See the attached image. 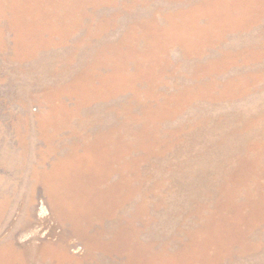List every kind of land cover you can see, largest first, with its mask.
<instances>
[{
  "label": "rangeland",
  "instance_id": "1",
  "mask_svg": "<svg viewBox=\"0 0 264 264\" xmlns=\"http://www.w3.org/2000/svg\"><path fill=\"white\" fill-rule=\"evenodd\" d=\"M0 264H264V0H0Z\"/></svg>",
  "mask_w": 264,
  "mask_h": 264
},
{
  "label": "bare ground",
  "instance_id": "2",
  "mask_svg": "<svg viewBox=\"0 0 264 264\" xmlns=\"http://www.w3.org/2000/svg\"><path fill=\"white\" fill-rule=\"evenodd\" d=\"M38 175H39V174H38ZM38 175H37V176H38ZM37 176H36V177H37ZM36 179H37V178H36ZM38 179H40V178H38ZM65 251H66V250H65Z\"/></svg>",
  "mask_w": 264,
  "mask_h": 264
}]
</instances>
